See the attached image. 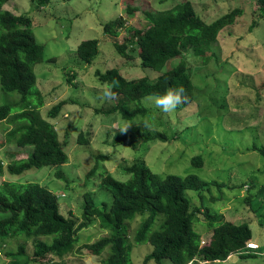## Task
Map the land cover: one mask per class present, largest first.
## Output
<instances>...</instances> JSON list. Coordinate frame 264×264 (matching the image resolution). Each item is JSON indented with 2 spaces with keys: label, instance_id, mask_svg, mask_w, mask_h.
<instances>
[{
  "label": "rangeland",
  "instance_id": "1",
  "mask_svg": "<svg viewBox=\"0 0 264 264\" xmlns=\"http://www.w3.org/2000/svg\"><path fill=\"white\" fill-rule=\"evenodd\" d=\"M183 1H191L196 13L207 22L236 9L243 10L233 26L220 32L211 52L206 54L212 58L208 66H199L201 55L196 52L188 58L193 68L196 102L185 108L181 104L165 114L143 99L141 103H130L129 107L142 104L153 112L150 117L128 121L120 113L107 115L106 111L123 103V97L102 99L104 84L96 77L97 71L117 68L128 80L159 77V73L142 66L137 48L129 51L133 59L128 60L117 54L114 41L123 42L131 28L146 29L147 13L168 11ZM130 8L136 10L132 16L128 15ZM258 8L255 0H10L4 9L15 15L29 14L36 39L45 46V61L35 67L37 88L45 103L41 116L55 126L68 162L11 175L7 171L9 163L26 157L28 151L14 144L3 145L5 139L0 127V184L39 183L58 196L64 216L81 223L85 196L92 193L98 207L103 202L111 205L112 195L101 188L103 177L111 175L127 181L130 176L125 169L140 159L162 176L185 178L196 174L204 182L225 185L206 189V199H216V202L210 199L209 204L206 200V204L226 221L237 225L248 223L252 240L259 248L252 250L254 258H245L244 251L231 255L225 262L197 260L194 264H264V201L260 200L264 197V157L251 150L254 145L264 146V18L256 13ZM119 17L126 22L120 36L106 35L104 25ZM94 39L100 41V54L91 65L81 63L77 47ZM51 58L55 61H50ZM18 101L17 94H5L0 89V105ZM62 101L66 104L60 114L55 119L49 118L52 107ZM132 124L145 134L167 132L169 136L174 133L176 138L167 142L140 140L137 149L116 145L115 137L126 133L121 130ZM81 133L88 144L79 143ZM198 156L204 160L200 169L192 165ZM186 196L191 198L193 207L201 206L197 192L188 190ZM248 198L250 202H246ZM201 220L207 224L204 217ZM140 223L141 219L137 218L127 224L132 242ZM194 229L201 235V242L210 241L212 231L206 226L194 223ZM107 234L96 220L79 232L75 250L64 258H54L55 262L104 264L107 252L100 255L88 246ZM44 240L52 242L51 238ZM21 244L26 245L29 254L34 252L32 241L12 239L0 263L7 264L10 258L5 252H15ZM152 250L148 243H133L132 264H144ZM162 263L173 264L169 259Z\"/></svg>",
  "mask_w": 264,
  "mask_h": 264
},
{
  "label": "trees",
  "instance_id": "2",
  "mask_svg": "<svg viewBox=\"0 0 264 264\" xmlns=\"http://www.w3.org/2000/svg\"><path fill=\"white\" fill-rule=\"evenodd\" d=\"M9 1L0 0V89L5 94H17L19 101L0 105V127L4 133L3 145L14 144L28 151L26 157L10 162L7 167L11 175L19 176L32 169L62 166L68 162V154L55 126L41 116L45 103L37 88L35 67L45 61V46L37 41L29 14L15 15L4 9ZM255 1L259 6L256 13L264 18V0ZM135 12L130 8L128 15L132 16ZM242 14L243 10L236 9L207 22L196 13L191 1L179 2L168 11L147 13V28H131L128 30L129 37L123 42L114 41V46L117 54L128 60L133 59L129 51L137 48L142 66L159 73V77L154 80L148 76L128 80L117 68L97 71L98 80L103 84H112L117 97H123V103L105 113H120L128 121L150 117L153 112L144 105L130 108L129 104L141 103L152 93L163 95L169 88L182 87L185 90L187 102L181 108L196 102L193 68L188 58L196 52L201 55L199 66H208L212 58L206 54L211 52L220 32L233 26ZM125 25V20L119 17L105 24L104 32L118 38ZM99 54L100 41L96 39L83 41L77 47L80 62L86 65H91ZM50 61H55V58ZM65 104L66 101H62L53 106L48 117L55 119ZM15 107L17 110H14ZM146 125L149 126V121ZM173 135L169 136L167 132L145 134L132 124L114 141L116 145L126 144L137 149L140 140L167 142L176 138ZM79 143H89L82 133ZM251 150L264 157V146L254 145ZM140 161L125 169L130 176L127 181L117 180L111 175L103 177L101 188L112 195L113 202L111 205L103 202L102 207H98L94 195L88 193L81 223L64 216L57 195L39 183H1L0 250L12 239L23 238L34 245L32 254L28 253L24 244L19 245L15 252L6 251V256L10 258L7 264H46L44 260L48 264H66L56 263L54 258H64L72 253L78 244L79 232L89 228L96 220L108 234L88 248L100 255L106 251L104 264H132L133 243H148L153 247L144 264L151 261L163 264L164 259L173 264H194L197 260L225 262L231 255L248 250L247 245L253 242L250 225L226 221L223 215L214 213L208 205L210 199L212 202L216 199L205 197L206 189L211 186L223 188L224 184L204 182L196 174L185 178L162 176L153 172L142 159ZM203 163L201 156L192 160V165L199 169ZM188 190L198 193L200 207H193L191 198L186 196ZM248 200L250 202V198L246 202ZM260 200L263 202L264 197ZM203 217L207 224L201 223ZM137 218L141 219V223L132 242L127 224ZM194 223L212 231L207 245L201 246V235L195 232ZM44 238H51L52 242L48 243ZM245 252V258L255 257L252 251Z\"/></svg>",
  "mask_w": 264,
  "mask_h": 264
},
{
  "label": "clouds",
  "instance_id": "3",
  "mask_svg": "<svg viewBox=\"0 0 264 264\" xmlns=\"http://www.w3.org/2000/svg\"><path fill=\"white\" fill-rule=\"evenodd\" d=\"M113 87L114 86L112 84L105 82L103 85V88H102L101 98L106 99V100L116 99L117 93L115 91H113ZM184 92H185V90L182 87L181 88H169L165 91V93L163 95L152 93V94H149L148 96H146L144 98V100L146 103L153 104L156 108L160 109L163 113L167 114V113H171V112L175 111L181 104L187 102V97L184 94ZM127 130H128V127L122 129L121 132H126ZM202 242H201V246H205V245H202ZM252 243H255V242L253 241ZM255 244H257V243H255ZM7 246H5V248ZM5 248L0 250V257L3 256ZM258 248H259V245H258ZM250 251H252V250H250ZM247 252L248 251H246L245 253H247ZM46 264H48V263H46Z\"/></svg>",
  "mask_w": 264,
  "mask_h": 264
},
{
  "label": "built area",
  "instance_id": "4",
  "mask_svg": "<svg viewBox=\"0 0 264 264\" xmlns=\"http://www.w3.org/2000/svg\"><path fill=\"white\" fill-rule=\"evenodd\" d=\"M206 244H207V243H206L205 241L202 242V245H206ZM247 248H248L249 250H256V249H258V245L255 244V243H249V244L247 245Z\"/></svg>",
  "mask_w": 264,
  "mask_h": 264
}]
</instances>
